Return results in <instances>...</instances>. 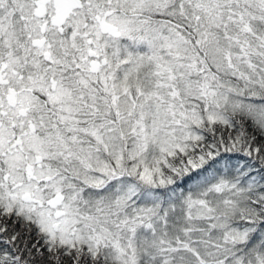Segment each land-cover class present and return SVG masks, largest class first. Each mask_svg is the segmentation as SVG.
Instances as JSON below:
<instances>
[{"label":"snow or ice","instance_id":"obj_1","mask_svg":"<svg viewBox=\"0 0 264 264\" xmlns=\"http://www.w3.org/2000/svg\"><path fill=\"white\" fill-rule=\"evenodd\" d=\"M0 264H264V0H0Z\"/></svg>","mask_w":264,"mask_h":264}]
</instances>
